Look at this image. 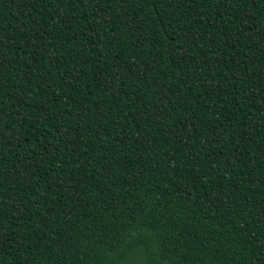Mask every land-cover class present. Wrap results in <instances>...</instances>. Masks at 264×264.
Masks as SVG:
<instances>
[{
    "label": "trees",
    "instance_id": "1",
    "mask_svg": "<svg viewBox=\"0 0 264 264\" xmlns=\"http://www.w3.org/2000/svg\"><path fill=\"white\" fill-rule=\"evenodd\" d=\"M0 264H264V0H0Z\"/></svg>",
    "mask_w": 264,
    "mask_h": 264
}]
</instances>
